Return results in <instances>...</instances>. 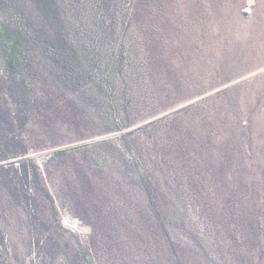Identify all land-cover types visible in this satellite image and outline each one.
I'll return each instance as SVG.
<instances>
[{"label":"rangeland","instance_id":"374dc122","mask_svg":"<svg viewBox=\"0 0 264 264\" xmlns=\"http://www.w3.org/2000/svg\"><path fill=\"white\" fill-rule=\"evenodd\" d=\"M0 264H264V0H0Z\"/></svg>","mask_w":264,"mask_h":264}]
</instances>
